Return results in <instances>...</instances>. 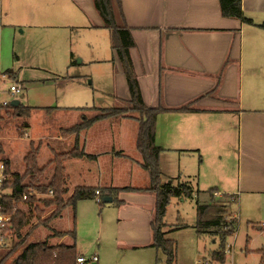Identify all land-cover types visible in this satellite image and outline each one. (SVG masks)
I'll return each instance as SVG.
<instances>
[{"label":"crops","instance_id":"obj_1","mask_svg":"<svg viewBox=\"0 0 264 264\" xmlns=\"http://www.w3.org/2000/svg\"><path fill=\"white\" fill-rule=\"evenodd\" d=\"M26 2L30 6L28 12L33 16L31 21L21 22L23 30L26 27L62 29V35L70 37L87 29L109 31L112 59L118 74L116 87L102 92L113 100L126 103L130 100L126 75L112 49L111 31L105 28L94 0ZM121 4L124 17L117 19L120 25L129 28L135 42L131 57L144 102L152 109H166L156 120L155 146L160 149V168H163L162 157L179 156L181 159L176 168H182L186 177L196 179L199 190L206 192L215 188L219 199L237 195V201L244 205L247 222H256L257 230H264V217L257 215L264 207V0H242L244 17L253 24L225 18L220 0H121ZM70 57L69 67L82 64L81 60L77 63L74 52ZM112 59L96 62L111 63ZM70 81L80 83L79 79ZM186 106L191 110L179 111ZM30 108L33 111L25 120H31L35 110L45 109L50 113L59 106ZM60 108L71 115H80V119L72 118L70 125L61 127L58 136L62 139H59L72 142L74 148L79 147L86 154L84 158L66 163L68 195L78 187L100 191L107 188L149 189L152 186V176L144 168L143 156L137 147L140 129L137 113L100 120L79 133L68 134L67 130L97 116L98 110L115 107ZM25 125L29 126L28 123ZM42 137L38 146L37 141L31 145L41 150ZM2 152L4 159L3 147ZM51 152L53 158L61 153L54 148ZM186 157L191 160L183 163ZM187 168L191 169L188 171ZM182 178L183 175L179 179ZM97 198L79 201L75 207L68 206L60 217L65 212L71 215L72 230L55 229L58 239L49 243L75 246L78 256L85 257L86 251L78 241L80 232L94 230L97 233L86 238L96 242L92 256H97L98 260L88 264H167L166 256L153 246L156 196L152 192L124 190L118 196L120 204L108 193L100 196L101 202ZM104 198L110 200L105 202ZM179 201L185 199L178 198ZM51 212L49 210V215ZM234 217L237 219L235 213ZM165 219L166 238L175 242L173 264H180L178 241L168 234L173 228L181 233L189 226L182 227L187 224L180 216L181 223L174 227ZM194 230L195 245L192 247L197 253L191 254L184 264H209L213 261L211 254L220 247V240L211 235L200 236L196 225ZM56 232L65 235L60 237ZM70 232H74L75 237ZM203 238L217 246L207 250L206 245L199 244ZM248 245L249 241L245 255H258L261 264L259 252L264 250V245L251 248ZM227 247L232 250L233 245Z\"/></svg>","mask_w":264,"mask_h":264},{"label":"rangeland","instance_id":"obj_2","mask_svg":"<svg viewBox=\"0 0 264 264\" xmlns=\"http://www.w3.org/2000/svg\"><path fill=\"white\" fill-rule=\"evenodd\" d=\"M29 8L26 0H0V74H4L2 75V89L3 91L8 90L13 82L21 83L24 87L23 91L12 99L19 100L22 104L30 107L50 108L59 106V108L50 113L45 109L35 110L31 120L20 117L9 118L5 113L2 114L0 144L4 150L3 157L9 160L12 171L21 174L25 171L24 157L29 152L31 143L37 141L38 146V141L42 136L45 138L42 137L43 142L38 156L40 166L47 165L53 158L51 148L56 149L57 152L69 151L74 148L72 142H64L59 139L62 137L58 136V130L70 125L72 118L78 117L79 120L80 115L76 113L71 115L67 111L63 112L60 107H116L126 103L115 98L113 100L102 92V90L112 91V88L116 87L115 78L118 74L112 59L111 39L107 35L109 31L99 32L87 29L83 30L82 33H74V37H70L63 36L62 32L64 31L62 29L26 27L23 30L21 22L31 21L33 16L28 12ZM117 21L119 22V19ZM71 52L75 53L77 63L81 60L82 64L69 67ZM99 59H112V62H96ZM8 70H13L17 76L11 71V74H5ZM71 79H79L80 83L72 82ZM2 95L5 97L7 94L5 92ZM26 123L29 126H26ZM162 158L161 166L163 168L161 170L164 179L166 181L176 180L175 184H178L177 180H179L195 191V197L192 199L180 198L181 201L185 199L184 202H178V198H173L165 219L168 224H174L172 226L174 227L181 223L178 220V216H180L182 221L187 224L186 228L189 226L181 233L173 228L168 234L171 239L178 241L180 264H184L191 254L197 253V249L193 248L192 245H195L193 241L196 235L194 226L197 223L198 204H208L209 195L199 190L196 179L186 177L187 175L182 168H176L181 159L179 156L168 155L165 159ZM188 158L186 157L183 163L190 162L191 159ZM46 173L50 176L52 168H48ZM181 175H183L182 180L179 179ZM69 186L72 190V183ZM198 191L204 192L199 199L196 198ZM235 196L237 197V195ZM108 200L110 199L104 198L105 202ZM217 200L224 201V199ZM231 208L230 214L234 212L237 217V231L236 234L227 239V244H232L233 248L232 250L227 248V258L224 264H259V256L254 253L246 256L245 250L247 241H249V248L264 245V230L258 231L256 222H247L243 212L244 205L237 199ZM245 213L248 214L246 211ZM64 214L52 221L50 227L35 226L25 243L15 251L8 262L15 259L26 246L32 243L45 240L54 243L58 239L55 236V229L72 230V217L66 212ZM100 215L98 214V216ZM257 215L259 218L264 217V207L261 212L257 211ZM48 216L47 211L44 217L47 218ZM37 222L35 219L24 230V234L38 224ZM80 233L82 235L78 241L80 247L86 251L83 253L89 261L96 250V246H94L96 242L93 243L90 238L86 237L96 234L97 231L83 230ZM100 233H102L101 230ZM14 243L13 240L11 247ZM199 244L206 245L207 250L217 246L206 238L199 241ZM204 256H207V253ZM209 264L221 263L212 261Z\"/></svg>","mask_w":264,"mask_h":264},{"label":"trees","instance_id":"obj_3","mask_svg":"<svg viewBox=\"0 0 264 264\" xmlns=\"http://www.w3.org/2000/svg\"><path fill=\"white\" fill-rule=\"evenodd\" d=\"M96 8L103 19L105 28L109 29L112 34V49L116 53L122 69L126 75L131 98L123 107H115L109 109L98 110L99 114L92 119H86L84 123L72 127L66 133H79L84 129H88L94 123L109 118H119L129 113H137L140 124L137 147L143 156L144 168L147 169L152 176V186L149 189H130V188H107L100 190L101 197L106 193L114 199V202L120 204L118 196L124 190L138 192H152L156 196V214L152 223L154 239L153 246L160 250L167 258V264H173L175 258V242L166 238L164 228L165 216L168 207L173 198H194L195 191L187 184L176 180L166 181L160 168V149L155 146L156 139V120L159 113L165 111V108L158 109L149 108L143 99L140 84L135 73L131 49L134 48L135 42L132 38L129 28L117 21L118 16L124 17L122 11L121 0H94ZM222 15L225 18L239 19L248 24L253 21L244 17L242 9V0H220ZM264 28V26H262ZM11 74L10 71L6 74ZM190 106L181 108L179 111H190ZM32 108L20 104L18 107H0V121L2 114L9 118L20 117L26 119L30 117ZM40 147L31 145L29 153L25 156V171L23 174L13 172L10 168L8 160L2 158V147L0 144V161L6 165L7 174L11 180L7 182V187L12 191L5 199L7 200L6 212L13 214V236L15 243L5 257L10 258L15 251L25 243L30 236L33 228L37 225L50 227V223L55 218L62 215L63 211L68 207H75L79 201L93 200L97 198V188L78 187L72 195H68V176L66 173V163L73 159H81L86 157L83 150L79 147L67 153H58L51 162L44 167L38 164V156ZM52 168V174L49 176L46 171ZM31 191H36L44 195H48L53 191V196L49 198H41L37 200L30 197L27 201H23L22 197ZM216 189L212 188L205 193L209 195L208 204H198L196 229L200 236L211 235L220 240V247L211 254L213 261L224 264L226 262L227 239L233 236L237 231V219L234 213L230 214L232 204L236 201V196L226 195L224 201L220 202L216 197ZM199 195L204 193L197 192ZM25 205L27 208H23ZM49 210L52 211L46 218L44 214ZM38 224L24 234V230L30 226L34 220ZM186 227V226H182ZM70 234L75 237L74 232ZM57 236H64L61 232H56ZM18 239V240H17ZM17 240V241H16ZM262 256L261 264H264V250L259 252ZM78 254L75 246L67 244L51 245L48 241H39L26 246L21 254L13 260L14 264H78ZM160 261V259H158Z\"/></svg>","mask_w":264,"mask_h":264},{"label":"built area","instance_id":"obj_4","mask_svg":"<svg viewBox=\"0 0 264 264\" xmlns=\"http://www.w3.org/2000/svg\"><path fill=\"white\" fill-rule=\"evenodd\" d=\"M2 75L0 74V107H7L11 105V101L15 100L12 99L19 95L24 87L21 83L13 82L8 90L2 89L3 79ZM6 92V96L4 97L2 94ZM11 180V177L7 174L6 165L3 161H0V264H14L12 259L8 262V259L5 260L6 255L11 250V243L15 239L13 236V224H12V217L16 213V210L13 214L6 212V205L7 199L6 197L12 193V191L6 186L7 182ZM98 196V201L101 202L100 196L101 192H96ZM218 196V194H215ZM53 196V191H50L48 195L41 194L36 191H31L28 194H25L22 199L23 201H27L30 197H35L37 200L41 198H49ZM264 227V224H263ZM15 241V240H14ZM13 246V245H12ZM228 248V247H227ZM227 253V249H226ZM98 257L94 256L90 259V261H97ZM88 260L85 257H78L77 263L78 264H88Z\"/></svg>","mask_w":264,"mask_h":264},{"label":"water","instance_id":"obj_5","mask_svg":"<svg viewBox=\"0 0 264 264\" xmlns=\"http://www.w3.org/2000/svg\"><path fill=\"white\" fill-rule=\"evenodd\" d=\"M21 102L19 100H12L11 101V106L12 107H18L20 106Z\"/></svg>","mask_w":264,"mask_h":264}]
</instances>
